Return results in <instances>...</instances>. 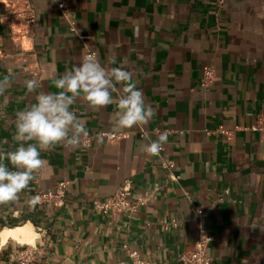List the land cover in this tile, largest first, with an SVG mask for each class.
Masks as SVG:
<instances>
[{
	"label": "crops",
	"instance_id": "obj_1",
	"mask_svg": "<svg viewBox=\"0 0 264 264\" xmlns=\"http://www.w3.org/2000/svg\"><path fill=\"white\" fill-rule=\"evenodd\" d=\"M31 3L28 36L2 24L0 4V78H11L0 96V151L18 146L16 112L40 91H57L52 78L89 52L131 71L156 115L143 129L115 133V105L96 110L78 98L88 144L42 152L46 163L29 187L0 205V264H17L26 245L39 249L37 264H117L128 261L125 245L152 264H181L201 228L212 264H264V0H68L64 14L50 0ZM206 70L214 77L204 87ZM29 79L40 82L36 92H27ZM101 132L123 138L98 144ZM162 132L160 156L140 151L146 133L155 140ZM127 181L147 204L134 215L99 214L94 203ZM62 182L63 207L29 208ZM28 226L32 242H3L6 230Z\"/></svg>",
	"mask_w": 264,
	"mask_h": 264
},
{
	"label": "clouds",
	"instance_id": "obj_2",
	"mask_svg": "<svg viewBox=\"0 0 264 264\" xmlns=\"http://www.w3.org/2000/svg\"><path fill=\"white\" fill-rule=\"evenodd\" d=\"M110 63H115V60ZM52 79L57 91H40L35 96V103L15 114L14 140L18 146L13 150L0 151V205L16 201L19 194L29 187L35 173L46 163L41 158L42 152L58 145L75 148L85 143L89 135L86 122L73 109L78 98L82 97L89 107L96 110L115 105L116 110L110 118L115 133L134 127L143 129L156 115L152 106L145 103L133 73L123 65H102L95 53L83 55L79 65ZM24 83L29 93L40 88L37 79ZM10 85V75L0 78V96ZM114 93L118 95L114 96ZM145 139L147 143L141 144L140 151L149 157L156 156L167 144L168 134L162 132L153 140L146 133ZM96 142H104V133L96 136ZM40 199L38 195L32 197L28 201L29 208L34 209Z\"/></svg>",
	"mask_w": 264,
	"mask_h": 264
},
{
	"label": "built area",
	"instance_id": "obj_3",
	"mask_svg": "<svg viewBox=\"0 0 264 264\" xmlns=\"http://www.w3.org/2000/svg\"><path fill=\"white\" fill-rule=\"evenodd\" d=\"M53 2L55 8L60 13L64 14L68 7V0H50ZM3 7L2 24L8 27L11 31L14 28H20V35L28 36L31 34L36 23V13L32 6L31 0H0ZM79 39L83 42L89 41L90 36H80ZM94 53V52H89ZM214 74L211 70L204 72L203 86L206 87L213 79ZM104 133L106 141H117L123 138L122 134H108ZM228 137L231 134L224 132ZM85 144L88 141L85 140ZM162 152V151H161ZM161 152L159 155L160 156ZM67 183L62 182L54 190L42 191L38 194L41 197L38 204H51L57 208H61L65 204ZM147 204L145 197H133V183L131 181L125 184L110 198L94 203V208L99 214L115 215V214H137L142 207ZM199 217H205L206 214L202 211L198 212ZM211 237L206 229H200V237L195 243L192 251L185 253L181 256V264H212V259L209 255V244ZM123 249L126 251L128 261L119 262L117 264H152L150 261L141 258L137 250L131 249L125 245ZM17 264H37L39 259V249L26 245L20 249L15 255Z\"/></svg>",
	"mask_w": 264,
	"mask_h": 264
},
{
	"label": "bare ground",
	"instance_id": "obj_4",
	"mask_svg": "<svg viewBox=\"0 0 264 264\" xmlns=\"http://www.w3.org/2000/svg\"><path fill=\"white\" fill-rule=\"evenodd\" d=\"M34 236L35 234L31 226L18 229H10L2 233L3 242H7L9 239H16L21 242H32Z\"/></svg>",
	"mask_w": 264,
	"mask_h": 264
}]
</instances>
